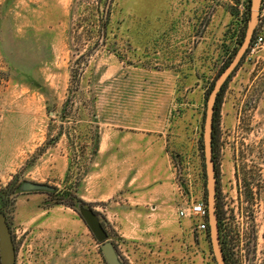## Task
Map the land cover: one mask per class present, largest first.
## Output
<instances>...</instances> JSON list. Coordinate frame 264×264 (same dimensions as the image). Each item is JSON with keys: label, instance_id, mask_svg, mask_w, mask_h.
<instances>
[{"label": "rangeland", "instance_id": "374dc122", "mask_svg": "<svg viewBox=\"0 0 264 264\" xmlns=\"http://www.w3.org/2000/svg\"><path fill=\"white\" fill-rule=\"evenodd\" d=\"M248 1L0 0V213L15 264H106L81 209L123 264H215L208 230L178 213L206 208L209 87ZM256 27L214 126L230 264H264V4Z\"/></svg>", "mask_w": 264, "mask_h": 264}, {"label": "water", "instance_id": "95a60500", "mask_svg": "<svg viewBox=\"0 0 264 264\" xmlns=\"http://www.w3.org/2000/svg\"><path fill=\"white\" fill-rule=\"evenodd\" d=\"M262 0H250L249 17L244 32L243 39L231 58L228 65L217 76L206 103L204 125L202 131V154L205 172V189H206V212L208 223V236L211 246V252L215 264H226L222 252L218 219L216 213V181L214 176V164L212 160V129H213V112L216 97L222 88V85L239 64L241 58L246 53L250 44L252 35L260 18ZM22 190H52V187L43 183L24 182L21 185ZM81 217L96 241L100 243L101 253L106 264H123L116 253V250L107 237V233L98 220L96 214L90 209H81ZM0 264H15V249L12 241L11 231L7 221L0 213Z\"/></svg>", "mask_w": 264, "mask_h": 264}, {"label": "trees", "instance_id": "16d2710c", "mask_svg": "<svg viewBox=\"0 0 264 264\" xmlns=\"http://www.w3.org/2000/svg\"><path fill=\"white\" fill-rule=\"evenodd\" d=\"M249 4H248V10H249V7H250V0L248 1ZM264 4V0H262V3H261V8H262V5ZM248 17H249V12H248ZM247 21H248V18H247ZM247 24V23H246ZM245 32V31H244ZM244 32L242 33L241 35V41L243 39V36H244ZM257 27L255 28L254 30V33L252 35V38H251V41H250V44H249V47L252 45V43L257 39ZM260 37V36H259ZM261 38V37H260ZM239 44V43H238ZM240 45V44H239ZM249 47L247 48V51L249 50ZM238 48H234L231 55H229L228 59H226V61L222 64V66L220 67L219 71L217 72V76L223 71V69L228 65V63L230 62L231 58L234 56L235 52L237 51ZM246 51V52H247ZM246 55V53L244 54V56ZM243 56V57H244ZM243 59V58H242ZM241 62V61H240ZM239 62V64H240ZM237 69V67L233 70V72ZM233 72L228 76V78L226 79V81L224 82V84L222 85V88L221 90L219 91L217 97H216V100H215V104H214V112H213V129H212V144H213V136H214V126H215V122L217 120V117H218V111H219V106H220V97L228 83V81L230 80L231 76L233 75ZM212 87H213V84H211ZM212 87H209V89L211 90ZM52 187V190L49 191L51 193H54L56 191V188L51 186ZM206 209V208H205ZM207 211V210H206ZM217 213V219H218V228H219V238H220V244H221V248H222V252H223V255H224V259H225V262L226 264H230V260L228 259V253L226 251V242L224 241V238H223V235H222V229H221V225H220V219H219V215H218V212ZM206 214H205V219H206ZM205 226H206V229L208 230V223H207V219L205 220Z\"/></svg>", "mask_w": 264, "mask_h": 264}, {"label": "built area", "instance_id": "2783aa9c", "mask_svg": "<svg viewBox=\"0 0 264 264\" xmlns=\"http://www.w3.org/2000/svg\"><path fill=\"white\" fill-rule=\"evenodd\" d=\"M259 39H261L259 37ZM206 211L202 205V203H190L187 209L180 210L178 216H188L191 215L193 217H197L200 219L199 223L196 224V227L199 230H204L206 228L204 221L202 219L205 217Z\"/></svg>", "mask_w": 264, "mask_h": 264}, {"label": "flooded vegetation", "instance_id": "af4514ba", "mask_svg": "<svg viewBox=\"0 0 264 264\" xmlns=\"http://www.w3.org/2000/svg\"><path fill=\"white\" fill-rule=\"evenodd\" d=\"M214 139H215V136H213V144H212V160H213V163H214V176L215 174L217 173L216 172V165H215V161H214ZM216 183L218 182L217 179H215ZM216 186V193H215V197H216V200L218 201V184L215 185Z\"/></svg>", "mask_w": 264, "mask_h": 264}]
</instances>
